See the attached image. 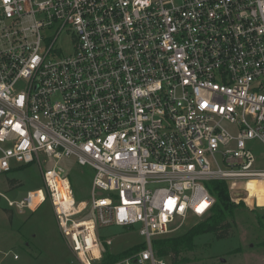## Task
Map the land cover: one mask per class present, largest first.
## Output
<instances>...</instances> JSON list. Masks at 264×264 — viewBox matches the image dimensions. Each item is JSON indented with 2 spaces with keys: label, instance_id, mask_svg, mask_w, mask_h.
I'll return each mask as SVG.
<instances>
[{
  "label": "built area",
  "instance_id": "1",
  "mask_svg": "<svg viewBox=\"0 0 264 264\" xmlns=\"http://www.w3.org/2000/svg\"><path fill=\"white\" fill-rule=\"evenodd\" d=\"M252 141L264 146V0H0V175L35 164L44 185L0 196L19 213L49 201L79 264L101 262L113 226L144 239L114 264H166L152 242L210 214L206 184L250 198L264 179ZM64 159L92 170L88 201Z\"/></svg>",
  "mask_w": 264,
  "mask_h": 264
},
{
  "label": "rangeland",
  "instance_id": "2",
  "mask_svg": "<svg viewBox=\"0 0 264 264\" xmlns=\"http://www.w3.org/2000/svg\"><path fill=\"white\" fill-rule=\"evenodd\" d=\"M54 47L61 57L74 51L71 38L66 34L57 38ZM247 148L255 156L254 167L264 170V146L252 141ZM11 166L10 172L0 175V193L8 199L20 201L28 192L44 189L42 173L35 164L12 163ZM60 166L66 170L75 202L88 201L92 170L79 166L73 159L62 160ZM227 185L232 202L239 205L233 218L229 219L232 225L229 237L217 239L213 234H205L195 238L193 251L180 255L189 259L185 264H264V181L248 183L250 198L256 196L257 205L251 202L241 186ZM204 219H189L180 232H186ZM99 234L103 241H112L108 249L114 255L140 245L144 240L137 228L128 230L113 226L101 229ZM14 256L17 259L14 260ZM165 261L171 264L170 258ZM0 264H79L69 250V239L63 238L59 232L49 201L35 212L25 210L19 213L15 208H8L0 196Z\"/></svg>",
  "mask_w": 264,
  "mask_h": 264
},
{
  "label": "trees",
  "instance_id": "3",
  "mask_svg": "<svg viewBox=\"0 0 264 264\" xmlns=\"http://www.w3.org/2000/svg\"><path fill=\"white\" fill-rule=\"evenodd\" d=\"M209 192L215 199V203L210 214L197 225L190 227L184 233L179 230L171 236H164L152 242L153 250L159 258H170L171 264H185L189 262L187 258H181L184 252H191L194 249L195 238L213 234L217 239L229 237L232 229L229 219L233 218L234 211L239 205L232 202L229 195V188L226 182H212L208 186ZM180 232V233H179ZM101 241L103 239L100 236ZM102 260L99 264H114L122 259L138 253L144 248V244L137 245L120 254H112L108 246L102 242Z\"/></svg>",
  "mask_w": 264,
  "mask_h": 264
},
{
  "label": "bare ground",
  "instance_id": "4",
  "mask_svg": "<svg viewBox=\"0 0 264 264\" xmlns=\"http://www.w3.org/2000/svg\"><path fill=\"white\" fill-rule=\"evenodd\" d=\"M255 180H257V179H255ZM257 181H264V179H263V180H260V179H259V180H257Z\"/></svg>",
  "mask_w": 264,
  "mask_h": 264
},
{
  "label": "crops",
  "instance_id": "5",
  "mask_svg": "<svg viewBox=\"0 0 264 264\" xmlns=\"http://www.w3.org/2000/svg\"><path fill=\"white\" fill-rule=\"evenodd\" d=\"M15 257V256H14ZM17 257V256H16ZM17 259V258H16ZM14 260H15V258H14Z\"/></svg>",
  "mask_w": 264,
  "mask_h": 264
}]
</instances>
